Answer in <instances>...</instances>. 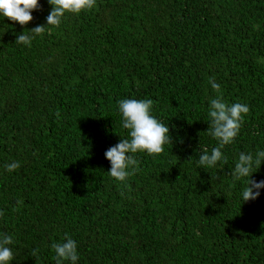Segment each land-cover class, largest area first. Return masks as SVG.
Segmentation results:
<instances>
[{"label":"trees","instance_id":"16d2710c","mask_svg":"<svg viewBox=\"0 0 264 264\" xmlns=\"http://www.w3.org/2000/svg\"><path fill=\"white\" fill-rule=\"evenodd\" d=\"M51 10L40 0L26 26L0 15L9 264H56L52 245L65 236L77 244L76 264H264V189L244 202L248 178L231 175L241 152L264 151V0H96L31 46L16 44ZM220 96L250 111L222 149L227 162L208 168L199 156L218 146L207 131ZM123 99H151L172 143L136 153L139 171L120 182L105 152L130 139ZM12 162L20 167L8 172ZM254 171L264 181V164Z\"/></svg>","mask_w":264,"mask_h":264},{"label":"clouds","instance_id":"9594fccd","mask_svg":"<svg viewBox=\"0 0 264 264\" xmlns=\"http://www.w3.org/2000/svg\"><path fill=\"white\" fill-rule=\"evenodd\" d=\"M52 10L46 17L47 24L26 30L18 35L16 44L31 46V41L36 36H41L46 29L58 27L66 13L79 14L84 10H91L96 0H48ZM40 10V0H0V15L21 26H26L34 19L32 13ZM31 33V35H29ZM209 83L214 91L220 93V85L210 79ZM119 111L122 114V127L128 130L130 139H123L105 152L106 159L111 164L108 174L117 181L124 182L133 174L128 169L133 168L139 171L138 161L135 154L146 152L148 155H159L164 151V145L172 143L169 127L158 121L151 115L153 101L151 99L136 100L123 99L119 101ZM247 105L241 103L226 104L222 96L210 101L208 110L209 135L218 141V146L209 153L207 150L199 156V164L208 168L215 167L220 161L227 162L222 149L234 142L239 134L243 123L244 115L249 113ZM59 116V112H57ZM264 164V151L239 154L231 175L234 180L247 179V186L242 192L244 202L255 200L260 195V189H264V181L257 182L252 179L254 169L261 168ZM8 172L20 167L19 162H12L5 166ZM0 215H3L0 212ZM14 243L13 238L7 234H0V264H9L13 259V252L9 247ZM56 253V264H63L64 261H71L76 264L78 260L77 244L69 236L64 240L52 245ZM36 252H33V256Z\"/></svg>","mask_w":264,"mask_h":264}]
</instances>
